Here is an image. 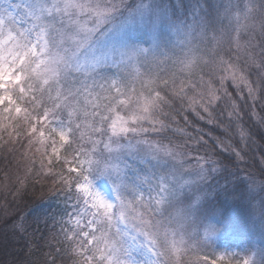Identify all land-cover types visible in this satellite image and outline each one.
Returning a JSON list of instances; mask_svg holds the SVG:
<instances>
[{"label":"snow or ice","instance_id":"1","mask_svg":"<svg viewBox=\"0 0 264 264\" xmlns=\"http://www.w3.org/2000/svg\"><path fill=\"white\" fill-rule=\"evenodd\" d=\"M253 127L264 0H0V213L64 205L23 264H264Z\"/></svg>","mask_w":264,"mask_h":264},{"label":"trees","instance_id":"2","mask_svg":"<svg viewBox=\"0 0 264 264\" xmlns=\"http://www.w3.org/2000/svg\"><path fill=\"white\" fill-rule=\"evenodd\" d=\"M206 131L209 126H205ZM214 133L219 134L218 130L211 129ZM252 139L258 143H264L261 137H264V130L259 128H251ZM11 159V158H10ZM19 158H17L18 160ZM260 165L257 159L255 168L249 169L258 171ZM12 170H15V163L12 165ZM4 176V162L2 154H0V181ZM223 183V180L220 181ZM39 192L35 195L32 194L31 189L29 193L15 202L12 211L8 215L0 213V264H23L24 261H34L37 256L47 252L48 248L44 246L43 241H38L37 237L41 234L47 235V229L44 224V217L46 216H59L63 211L64 205L62 200L58 199H39ZM35 201V202H34ZM222 203V200L220 201ZM3 204V198L0 197V205ZM41 217V222L37 225L34 222L36 216ZM24 219L26 231L21 232L15 224ZM52 223L51 219L48 224ZM39 229V231H37ZM232 242L239 244L240 239L237 237L232 238ZM39 243L41 250L38 252L35 245Z\"/></svg>","mask_w":264,"mask_h":264}]
</instances>
